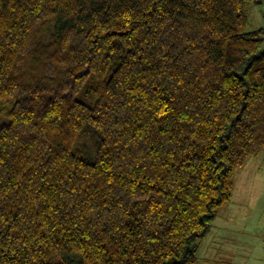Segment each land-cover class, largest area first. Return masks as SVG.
<instances>
[{"label":"trees","instance_id":"16d2710c","mask_svg":"<svg viewBox=\"0 0 264 264\" xmlns=\"http://www.w3.org/2000/svg\"><path fill=\"white\" fill-rule=\"evenodd\" d=\"M264 0H0V264H199L264 152Z\"/></svg>","mask_w":264,"mask_h":264},{"label":"rangeland","instance_id":"374dc122","mask_svg":"<svg viewBox=\"0 0 264 264\" xmlns=\"http://www.w3.org/2000/svg\"><path fill=\"white\" fill-rule=\"evenodd\" d=\"M246 32L264 29V2L246 6ZM199 264H264V152L234 176L231 201L200 242Z\"/></svg>","mask_w":264,"mask_h":264}]
</instances>
